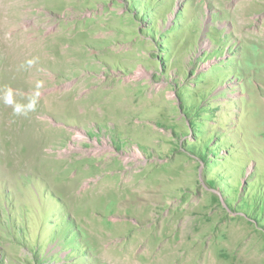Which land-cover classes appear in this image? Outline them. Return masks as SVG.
Here are the masks:
<instances>
[{
    "label": "rangeland",
    "instance_id": "1",
    "mask_svg": "<svg viewBox=\"0 0 264 264\" xmlns=\"http://www.w3.org/2000/svg\"><path fill=\"white\" fill-rule=\"evenodd\" d=\"M167 248L264 264V0H0V264Z\"/></svg>",
    "mask_w": 264,
    "mask_h": 264
},
{
    "label": "bare ground",
    "instance_id": "2",
    "mask_svg": "<svg viewBox=\"0 0 264 264\" xmlns=\"http://www.w3.org/2000/svg\"><path fill=\"white\" fill-rule=\"evenodd\" d=\"M80 138V135H76L75 139ZM28 161L26 162V164ZM158 224H152L145 228L144 232L149 237L156 236L158 234ZM163 256V258H161ZM143 258H146V261L140 262L139 264H205L204 262H192L188 261L185 258H176V254L174 253L173 249L167 248L165 251L159 250L155 251L154 249L148 250L147 254L143 256Z\"/></svg>",
    "mask_w": 264,
    "mask_h": 264
}]
</instances>
